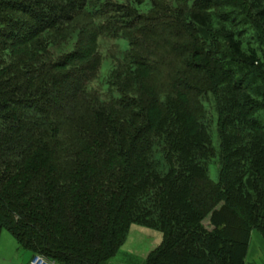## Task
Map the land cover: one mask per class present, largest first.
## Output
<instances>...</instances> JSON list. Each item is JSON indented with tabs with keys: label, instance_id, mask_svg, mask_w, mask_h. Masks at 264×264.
<instances>
[{
	"label": "trees",
	"instance_id": "16d2710c",
	"mask_svg": "<svg viewBox=\"0 0 264 264\" xmlns=\"http://www.w3.org/2000/svg\"><path fill=\"white\" fill-rule=\"evenodd\" d=\"M101 37L125 42L106 76ZM131 224L163 233L144 264H245L264 237V0H0V232L108 264Z\"/></svg>",
	"mask_w": 264,
	"mask_h": 264
},
{
	"label": "rangeland",
	"instance_id": "374dc122",
	"mask_svg": "<svg viewBox=\"0 0 264 264\" xmlns=\"http://www.w3.org/2000/svg\"><path fill=\"white\" fill-rule=\"evenodd\" d=\"M98 42L99 49L104 58L99 72L106 76L109 68L114 64L109 57L111 54L113 57L122 56V51L125 50V42L115 41V39L105 37L99 38ZM50 49L57 52V47L54 45ZM91 85L95 88H100L103 92L108 90V87H100L98 80H95ZM113 92L116 94L115 91ZM203 103L207 111L204 121L208 125L209 133L211 134L212 146L218 151L217 114L214 109L213 97L207 94L203 98ZM220 160V153L218 154L217 152L216 156L208 161V175L213 181H217L219 178ZM162 239L163 233L159 230L138 224H131L123 245H121L117 253L109 260L108 264H144L148 253L155 249L161 243ZM31 257L32 253L27 249L19 247L9 231L6 229L1 230L0 264H28ZM245 264H264V237L256 229L251 231Z\"/></svg>",
	"mask_w": 264,
	"mask_h": 264
},
{
	"label": "built area",
	"instance_id": "2783aa9c",
	"mask_svg": "<svg viewBox=\"0 0 264 264\" xmlns=\"http://www.w3.org/2000/svg\"><path fill=\"white\" fill-rule=\"evenodd\" d=\"M30 264H58L55 262H49L41 258L40 256H35L31 261Z\"/></svg>",
	"mask_w": 264,
	"mask_h": 264
},
{
	"label": "crops",
	"instance_id": "0c3cea01",
	"mask_svg": "<svg viewBox=\"0 0 264 264\" xmlns=\"http://www.w3.org/2000/svg\"><path fill=\"white\" fill-rule=\"evenodd\" d=\"M34 257H35V256H32L31 259H30V261H31ZM30 261L28 262V264H30Z\"/></svg>",
	"mask_w": 264,
	"mask_h": 264
}]
</instances>
